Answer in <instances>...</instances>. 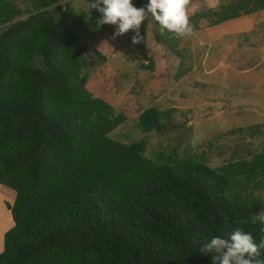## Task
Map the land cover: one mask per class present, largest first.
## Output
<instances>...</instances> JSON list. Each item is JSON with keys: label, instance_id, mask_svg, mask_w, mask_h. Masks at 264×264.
<instances>
[{"label": "trees", "instance_id": "1", "mask_svg": "<svg viewBox=\"0 0 264 264\" xmlns=\"http://www.w3.org/2000/svg\"><path fill=\"white\" fill-rule=\"evenodd\" d=\"M87 1L77 13L71 0H0V184L15 191L0 264H264L254 194L264 184V141L213 167L202 155L157 161L144 137H112L127 117L86 88L90 47L71 26L88 17L90 32L117 28L144 50L154 15L164 24L156 40L178 53L180 35L200 19L217 25L264 10V0H232L178 22L151 0ZM169 115L148 106L137 125L163 132Z\"/></svg>", "mask_w": 264, "mask_h": 264}, {"label": "rangeland", "instance_id": "2", "mask_svg": "<svg viewBox=\"0 0 264 264\" xmlns=\"http://www.w3.org/2000/svg\"><path fill=\"white\" fill-rule=\"evenodd\" d=\"M20 7L22 0H16ZM121 7V0H102ZM232 0H151L173 21L197 11L208 14ZM74 10L87 11V0H71ZM150 4V5H151ZM25 14L19 15V18ZM156 17L147 19L146 47L141 50L117 29L90 32L88 17L71 21L90 47L86 88L127 119L110 135L122 142L142 137L145 155L154 160L202 155L213 167L232 156L260 150L264 141V10L217 25L206 16L199 29L181 34L175 49L156 40L164 31ZM153 63L148 69L143 64ZM148 106L169 110L163 132L144 133L137 125ZM196 158V157H195ZM260 197L264 217V184Z\"/></svg>", "mask_w": 264, "mask_h": 264}, {"label": "crops", "instance_id": "3", "mask_svg": "<svg viewBox=\"0 0 264 264\" xmlns=\"http://www.w3.org/2000/svg\"><path fill=\"white\" fill-rule=\"evenodd\" d=\"M15 198V191L0 184V251L3 249L4 232L13 226L14 222L6 202L12 204Z\"/></svg>", "mask_w": 264, "mask_h": 264}]
</instances>
